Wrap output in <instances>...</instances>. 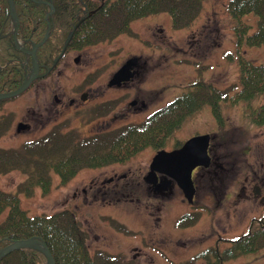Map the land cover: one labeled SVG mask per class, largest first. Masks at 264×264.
Here are the masks:
<instances>
[{
  "label": "rangeland",
  "instance_id": "obj_1",
  "mask_svg": "<svg viewBox=\"0 0 264 264\" xmlns=\"http://www.w3.org/2000/svg\"><path fill=\"white\" fill-rule=\"evenodd\" d=\"M229 1L206 2L189 28H173L167 13L149 15L132 22V33L87 47L83 56L70 52L52 74L36 79L21 95L2 100L0 116L12 121L0 138V147L19 148L58 124L83 136L140 122L188 92L187 87L198 79L234 95L240 89V75L237 60L230 61L227 55L236 48ZM243 53L253 62L264 63V45L245 47ZM133 56L141 58L136 67L140 74L127 88L109 87L113 74ZM72 98L80 103L78 107L69 103ZM134 99L140 102L135 108L129 105ZM262 102L264 95L253 105ZM246 110L244 102H224L220 123L210 107L200 109L186 116L162 144L135 151L125 163L84 169L64 184L52 174L49 193L43 195L37 189L32 197L21 195L22 206L32 215L74 210L89 234L92 254L105 251L130 264H210L199 257L205 249L215 247L216 241L220 249L229 246L231 240L250 232L253 219L264 216L263 204L238 196L246 177L251 181L264 171V126L247 119ZM20 123L31 127L18 131ZM207 133L217 134L211 135L213 151L220 156L219 162H225V170L218 178L200 181L194 204L178 186L170 195L155 194L145 176L156 153L174 150L192 136ZM22 170L1 175L0 188L16 192L29 176ZM94 183L103 189L91 190ZM108 190L111 196L104 200L102 194ZM187 211L195 215L194 222L178 225L176 221ZM121 224L127 233L119 228ZM223 264H264V248Z\"/></svg>",
  "mask_w": 264,
  "mask_h": 264
},
{
  "label": "trees",
  "instance_id": "obj_2",
  "mask_svg": "<svg viewBox=\"0 0 264 264\" xmlns=\"http://www.w3.org/2000/svg\"><path fill=\"white\" fill-rule=\"evenodd\" d=\"M14 0L20 25L18 40L25 48H32L45 36L48 21L52 28L48 40L37 51L40 73L47 74L61 52L75 25L83 20L70 41L74 49H83L121 34L132 33L134 20L149 15L167 13L173 28H189L197 20L209 0ZM50 4L55 11L47 19ZM227 11L235 35V53L227 51L230 61L237 60L240 89L234 95L220 90L215 84L198 79L166 105L154 110L140 122H132L110 131L81 135L78 131L55 125L39 139L27 141L19 148L0 147V176L17 168L29 174L16 192L0 188V249L15 240L32 236L41 238L52 252L56 264H130L121 256L105 251L91 253L89 234L71 209L53 214H30L22 206L21 195L32 197L37 189L48 194L52 174L62 184L69 182L84 169H95L125 163L130 155L147 146H158L163 139L178 130L186 116L210 107L222 123L223 103L244 102L246 117L257 126H264V102H254L264 95V63L249 60L245 47L264 45V0H230ZM14 23L9 14L8 0H0V92L18 88L31 71V56L13 40ZM4 101H0V107ZM11 117L0 116V138L8 130ZM217 135V134H212ZM216 137V136H215ZM163 140V141H162ZM31 168V169H28ZM104 193V200L106 195ZM187 211L176 221L187 226L195 220ZM250 232L220 249H205L199 257L210 264H223L264 248V219ZM122 227V225H119ZM0 264H47L45 256L33 249L14 250L0 259Z\"/></svg>",
  "mask_w": 264,
  "mask_h": 264
},
{
  "label": "water",
  "instance_id": "obj_3",
  "mask_svg": "<svg viewBox=\"0 0 264 264\" xmlns=\"http://www.w3.org/2000/svg\"><path fill=\"white\" fill-rule=\"evenodd\" d=\"M39 3H48L47 1L35 0ZM9 13L14 22V33L13 39L16 46L22 51L26 52L31 56L32 68L31 72L26 75L23 83L15 90L1 92L0 101L7 100L10 98L17 97L24 93L30 85L40 77V65L37 59V50L41 47L49 38L51 23L49 21L46 34L41 42L33 44L31 49H25L19 43L17 39V33L20 25L19 17L16 13L14 0H8ZM51 10L47 14L48 19L51 14L54 13L55 8L50 4ZM80 23H78L75 28ZM72 36V35H71ZM71 36L66 40V43L61 53L55 58L53 66L48 70V73L52 71L60 62L63 57L68 43L70 42ZM140 57L129 58L112 76L109 81L110 86H120L124 82L129 81L134 77L135 69L138 67ZM78 61V60H77ZM82 99H86V95L82 96ZM131 104H135L134 102ZM27 128V125L20 123L18 125V131ZM211 134H197L189 138L184 144L175 148L174 150H160L153 157L150 164V171L145 176V181L150 184H154L157 190H167L170 188V183L175 180L179 187L183 190L185 197L189 203H193L196 192V187L193 181V171L199 166L208 167L212 161L210 155V142ZM158 173H162V181H158ZM170 177V178H168ZM29 248L41 252L47 261V264H56L55 258L50 251L47 244L39 237L32 236L27 239H20L11 242L0 249V259L14 250Z\"/></svg>",
  "mask_w": 264,
  "mask_h": 264
},
{
  "label": "flooded vegetation",
  "instance_id": "obj_4",
  "mask_svg": "<svg viewBox=\"0 0 264 264\" xmlns=\"http://www.w3.org/2000/svg\"><path fill=\"white\" fill-rule=\"evenodd\" d=\"M80 21L82 22L83 20H80ZM50 23H51V21H50ZM78 26H77V28H78ZM51 28H52V25H51ZM77 28L74 27V31L71 33L72 36L70 35L71 36L70 41L72 40V38L74 36V32L76 31ZM73 51L81 52V56H83L82 53H84L86 51V48H83V49H74V48L71 47L70 42H69L68 43V46H67V49H66L63 57L61 58L60 62L58 63V65L52 71L49 72V74L47 76H49L50 74H52L57 69V67L59 66V64L64 60V58L68 54H70V52H73ZM79 60H80V57L78 56V58L75 59V62L78 63ZM31 61H32V59H31ZM135 70L136 71H135L134 77L132 79H130L129 81L124 82L120 86H117V85L110 86L109 83H108V86L111 87V88H113V87H115V88H127L133 82L132 80H134L140 74V69L139 68L138 69L136 68ZM55 99L58 102H62V100H60L59 97H57ZM87 101L88 100L86 99L84 101V103H86ZM133 102L135 104H131ZM69 103L70 104H73V105L76 104L77 105L76 107H78L80 105V103L78 104V102H77V100L75 98L70 99L69 100ZM138 103H140L139 100L134 99L133 101L130 102L129 105L130 106H134V105H137ZM142 104H143V102H142ZM142 106L143 107H146L145 105H142ZM134 108H135V106H134ZM139 109H140V107H139ZM28 127H31V125L28 124ZM214 137H212V139H211L210 148H209L210 154L212 156V161H211L210 165L208 167L199 166V167H197V168L194 169L193 174H192L193 181H194V184L196 186V193H195V196H194V203H195V200L197 198V192H198L197 190H199V187H200V184L199 183H200V181H202L203 178H204V181H205V178H207L209 176H211L212 179H213V177L218 178V175H220L225 170V165H226L225 162L224 161L223 162L222 161L219 162L220 156L218 155L219 157L217 158L215 152L213 151V148H214L213 147V145H214L213 141L215 139ZM162 177H163V174L162 173H158V181H159V183H160V181H162ZM110 179H113V178H110ZM113 181H115V180H113ZM241 183H242V188H241V192H240V194L238 196L239 197L242 196V198H245L246 200H249L251 202H260V204H263V207H264V171H262V175L260 176V178H258L256 176V177H253V179L250 181L249 177H246ZM198 185H199V187H198ZM177 186H178V188L183 193V190L179 187V185L175 181H173L172 183H170V188L169 189H167V190H160V191H157L156 186L154 184H151L152 190H154V189L156 190V192L154 191L155 194L157 193V195H161V196H162V194L165 195V194H167L169 192H170L169 193V195H170L172 193V191L174 190V188L177 187ZM101 188H102V186H98L95 183L90 187V189L91 190L94 189L95 192H99L100 190L103 189V188L102 189ZM109 191L110 190L105 191V193H108ZM169 195H167V196H169ZM156 198H158V197H156ZM261 218L264 219V216L261 217ZM256 220L255 219L252 220V222L250 224V228L253 226V223H255ZM119 228L120 229H125L124 232L127 233L126 229H128V228H126L125 226L122 225V227H119ZM220 240H224V239L221 237ZM214 245H215V248L218 249L219 248V241H216L214 243ZM212 247H208V248H212Z\"/></svg>",
  "mask_w": 264,
  "mask_h": 264
}]
</instances>
